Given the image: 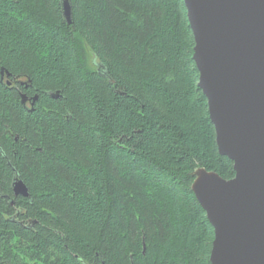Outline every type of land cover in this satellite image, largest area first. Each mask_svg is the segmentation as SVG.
Instances as JSON below:
<instances>
[{"label":"trees","instance_id":"trees-1","mask_svg":"<svg viewBox=\"0 0 264 264\" xmlns=\"http://www.w3.org/2000/svg\"><path fill=\"white\" fill-rule=\"evenodd\" d=\"M70 3L0 0V264H210L192 174L234 171L183 0Z\"/></svg>","mask_w":264,"mask_h":264},{"label":"water","instance_id":"water-1","mask_svg":"<svg viewBox=\"0 0 264 264\" xmlns=\"http://www.w3.org/2000/svg\"><path fill=\"white\" fill-rule=\"evenodd\" d=\"M183 2L217 151L234 171L228 180L204 168L192 174L191 191L214 230L209 261L264 264V0ZM61 9L71 25L70 1L61 0ZM0 73L3 79L4 69ZM26 101L21 94L23 106ZM13 172L14 197L28 198Z\"/></svg>","mask_w":264,"mask_h":264},{"label":"flooded vegetation","instance_id":"flooded-vegetation-1","mask_svg":"<svg viewBox=\"0 0 264 264\" xmlns=\"http://www.w3.org/2000/svg\"><path fill=\"white\" fill-rule=\"evenodd\" d=\"M7 83H8V81H7ZM21 94L26 95L25 93L20 92V95ZM26 97H27V101H26L25 107L30 108L31 107V103H32V101H31L32 97L31 96H28V95H26Z\"/></svg>","mask_w":264,"mask_h":264},{"label":"bare ground","instance_id":"bare-ground-1","mask_svg":"<svg viewBox=\"0 0 264 264\" xmlns=\"http://www.w3.org/2000/svg\"><path fill=\"white\" fill-rule=\"evenodd\" d=\"M70 1V0H69ZM60 4H61V0H60ZM71 4V3H70Z\"/></svg>","mask_w":264,"mask_h":264}]
</instances>
